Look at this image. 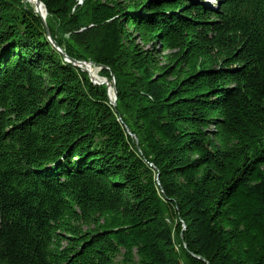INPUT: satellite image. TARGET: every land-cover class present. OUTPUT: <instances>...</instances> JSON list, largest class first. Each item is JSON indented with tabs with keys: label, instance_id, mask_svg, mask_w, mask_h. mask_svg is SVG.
Segmentation results:
<instances>
[{
	"label": "trees",
	"instance_id": "16d2710c",
	"mask_svg": "<svg viewBox=\"0 0 264 264\" xmlns=\"http://www.w3.org/2000/svg\"><path fill=\"white\" fill-rule=\"evenodd\" d=\"M40 1L117 102L0 0V264H264V0Z\"/></svg>",
	"mask_w": 264,
	"mask_h": 264
},
{
	"label": "rangeland",
	"instance_id": "374dc122",
	"mask_svg": "<svg viewBox=\"0 0 264 264\" xmlns=\"http://www.w3.org/2000/svg\"><path fill=\"white\" fill-rule=\"evenodd\" d=\"M82 1V2H81ZM29 3V2H28ZM77 5L82 6L83 5V0H78L77 1ZM31 4V3H30ZM32 5V4H31ZM33 6V5H32ZM44 16V15H43ZM45 17L46 23H47V17ZM55 30L57 32V35L59 37V39L64 42L62 43L64 46L70 47V46H74L77 50H80V44L79 43H83L81 40H84V38H87V36L83 35L84 31H87L86 28L81 29V30H75L73 28H69L66 26V24H61L59 22L55 23ZM89 31V30H88ZM92 31V30H91ZM87 33V32H86ZM51 37L54 39V37L52 36L51 33ZM78 37V39H77ZM55 40V39H54ZM48 41L50 42L49 38ZM56 41V40H55ZM51 43V42H50ZM52 44V43H51ZM58 44V43H57ZM59 45V44H58ZM60 46V45H59ZM62 49V48H61ZM63 50V49H62ZM64 51V50H63ZM65 52V51H64ZM66 53V52H65ZM67 54V53H66ZM68 55V54H67ZM92 62V61H90ZM87 66V65H86ZM85 68V66H84ZM92 68L97 71L98 70V75H96L95 73H92L90 69H88L87 71L85 70H81L82 72H84L89 80L92 81V83L96 86H100V87H105L106 90L108 91V95L110 98V101H114V88H116L115 83L116 80L113 77H105L104 76V72L102 70V68H100L99 66L93 65ZM97 73V72H96ZM94 74L97 76V79L94 77ZM108 81V82H107ZM99 84H97V83ZM117 84V83H116ZM111 86V87H110ZM111 90L113 92V96L111 94ZM112 98V99H111ZM117 102V101H116ZM112 103V102H111Z\"/></svg>",
	"mask_w": 264,
	"mask_h": 264
},
{
	"label": "water",
	"instance_id": "95a60500",
	"mask_svg": "<svg viewBox=\"0 0 264 264\" xmlns=\"http://www.w3.org/2000/svg\"><path fill=\"white\" fill-rule=\"evenodd\" d=\"M38 1V3L40 4V5H43V3L40 1V0H37ZM44 6V5H43ZM45 8V7H44ZM46 10V9H45ZM35 11L41 16V18H42V20H43V22H44V24L46 25V34H47V38H49V40H50V42L52 43V45L62 54V56L64 57V59L67 61V62H69V63H71V64H73V65H75V66H77L78 68H80L81 70H85V71H87L88 69H87V67H86V65H96V64H94L93 62H84V61H78V60H76V59H73V58H71L70 56H68L61 48H60V46L57 44V42L51 37V32H50V29H49V27L47 26V23H46V20H45V17L42 15V14H40L36 9H35ZM46 13H47V11H46ZM84 66H85V68H84ZM95 83H97V82H95ZM97 84H99V83H97ZM112 99V98H111ZM116 101H117V91H116V88H114V101H111L112 102V104L114 105V106H116ZM136 141H137V143L139 144V141L136 139Z\"/></svg>",
	"mask_w": 264,
	"mask_h": 264
},
{
	"label": "bare ground",
	"instance_id": "6f19581e",
	"mask_svg": "<svg viewBox=\"0 0 264 264\" xmlns=\"http://www.w3.org/2000/svg\"><path fill=\"white\" fill-rule=\"evenodd\" d=\"M23 1L31 3V4L33 5V7H34V8H35L40 14H42V15H44V16L47 17V13H46V10H45L44 6H43V5H40V4L38 3L37 0H23ZM81 2H82V1H81ZM92 66H93V65H89V64H88L86 67H87L88 69H90L92 73H95L96 75H98V70L95 71V70L92 68ZM96 72H97V73H96ZM95 74H94V77L97 79V76H96ZM107 82H108V81H107ZM110 87H111V86H110ZM111 94H112V96H113V92H112V90H111Z\"/></svg>",
	"mask_w": 264,
	"mask_h": 264
}]
</instances>
